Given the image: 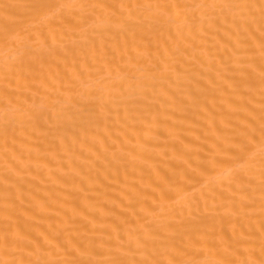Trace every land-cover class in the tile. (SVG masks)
<instances>
[{
	"label": "bare ground",
	"instance_id": "1",
	"mask_svg": "<svg viewBox=\"0 0 264 264\" xmlns=\"http://www.w3.org/2000/svg\"><path fill=\"white\" fill-rule=\"evenodd\" d=\"M0 264H264V0H0Z\"/></svg>",
	"mask_w": 264,
	"mask_h": 264
}]
</instances>
